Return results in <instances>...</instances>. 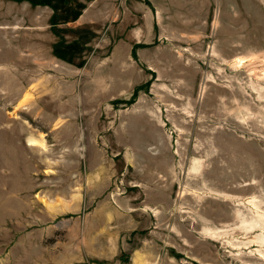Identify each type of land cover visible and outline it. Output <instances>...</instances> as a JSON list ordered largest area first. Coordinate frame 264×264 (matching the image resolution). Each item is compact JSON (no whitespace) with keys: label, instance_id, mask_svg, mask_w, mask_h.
<instances>
[{"label":"rangeland","instance_id":"obj_1","mask_svg":"<svg viewBox=\"0 0 264 264\" xmlns=\"http://www.w3.org/2000/svg\"><path fill=\"white\" fill-rule=\"evenodd\" d=\"M0 264H264V0H0Z\"/></svg>","mask_w":264,"mask_h":264}]
</instances>
